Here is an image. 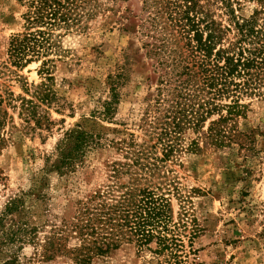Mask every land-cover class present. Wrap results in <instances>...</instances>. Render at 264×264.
<instances>
[{
    "label": "rangeland",
    "instance_id": "rangeland-1",
    "mask_svg": "<svg viewBox=\"0 0 264 264\" xmlns=\"http://www.w3.org/2000/svg\"><path fill=\"white\" fill-rule=\"evenodd\" d=\"M99 1L101 9L85 18L82 28L56 31L62 35L50 54L55 61L48 80L42 73L44 58L23 67L14 62L9 44L13 35L26 32L27 7L20 0H0L5 138L0 147V214L24 193L25 207L6 219L5 228L26 222L36 229L34 242H16L11 251H1L0 264L13 255L11 264H79L70 252L79 239L64 232L60 242L65 252L48 259L43 255L46 238L73 220L79 202L116 204L132 185L170 198L175 221L187 212V228H180V264H264V59L252 69V95L248 89L240 96L248 107L227 126L230 141L222 146L207 142L209 122L219 117L214 114L202 128L187 125L173 135L174 150L165 156L166 138L160 133L172 121L171 105L185 98L161 89L167 85L173 91L179 84L176 59L195 71L199 59L171 26L164 22L165 27L154 29L146 22L151 17L143 10L144 0ZM200 2L210 18L228 27L226 45L235 39L234 15L258 13V25L264 28V0ZM43 83L51 89L49 102L33 96ZM196 84L203 85L200 76ZM23 97L33 99L38 114L50 123L44 118L36 126L22 106ZM230 100L222 96L215 101ZM106 102L112 104L109 117L103 115ZM77 123L99 134L100 145L90 148L74 171L61 175L50 164L65 133ZM195 226L200 230L194 236ZM168 259L167 253L123 243L91 264H168ZM169 262L174 263L172 258Z\"/></svg>",
    "mask_w": 264,
    "mask_h": 264
},
{
    "label": "trees",
    "instance_id": "trees-1",
    "mask_svg": "<svg viewBox=\"0 0 264 264\" xmlns=\"http://www.w3.org/2000/svg\"><path fill=\"white\" fill-rule=\"evenodd\" d=\"M20 2L27 7L23 14L26 32L13 35L9 44L10 54L14 62L21 67L33 60L44 58L42 73L51 80L50 70L55 59L50 57V54L56 52V38L62 35L56 31L62 29L66 33L82 28L83 20L94 16L101 9V2ZM143 7V10L149 12L151 19L148 18L146 22H151L152 28L171 26L186 39L194 57L199 59V71L182 65V62L176 59L179 84L173 91L167 85L161 89L167 90L168 94L175 92L173 94L185 98L183 103L177 101L176 106L171 105V112H174L172 121L168 122L167 127L160 133L166 138L163 143L164 155L169 156L174 150L173 135L179 134L187 125L202 128L214 114L219 117L209 122L205 136L207 142L212 145H224L226 140L233 138L230 136L228 124L243 115L248 107V104L241 103V94L251 89L252 95V90L256 88L253 80L255 73L252 69L264 59V28L258 25V13L249 18L234 15L232 20L236 30L235 39H229L226 45L228 27L210 18V12L204 10L200 0H144ZM233 12L234 10L230 9V14ZM253 43L261 47L245 45ZM198 76L203 80L202 86L196 84ZM47 88L46 83L41 84L36 87L33 96L39 101L49 102L51 89ZM204 96H207V99ZM222 96L231 98L230 102L216 103V98ZM21 100L22 106L30 110L29 116L35 125L41 126L46 117L38 114V104L33 99L23 97ZM112 110L111 102H106L103 115L109 117ZM88 121L86 119V122ZM46 123H50L48 118ZM3 125L4 118L0 110V147L5 140L1 133ZM100 137L99 134L87 130L81 123H77L65 133V137L57 146V158L50 164L51 167L61 175L74 171L78 163L84 161L88 150L100 145ZM115 172L120 170L115 169ZM25 202L26 198L22 193L10 200L0 214V252L5 249L11 251L10 245L16 242H34L36 229L29 227L26 222L5 228L6 219L23 209ZM188 217L187 212H184L183 216H179L175 221L170 198L164 193H156L150 187L138 188L132 185L120 196L116 204H94L92 200L79 202L78 212L73 220H66L61 228H56L46 238L43 255L52 259L62 254V251L65 252L66 247L60 240L63 233L68 232L66 234L80 240V245L70 251L73 259L79 264H91L95 257L105 256L123 243L133 244L140 251L148 249L157 254L167 253L169 261L172 258L173 264H180L178 258L181 255L178 252L183 247L180 228H187ZM193 228L195 236L200 229L198 226ZM14 260L16 256H10V260L4 264H11ZM169 261L168 264H171Z\"/></svg>",
    "mask_w": 264,
    "mask_h": 264
}]
</instances>
